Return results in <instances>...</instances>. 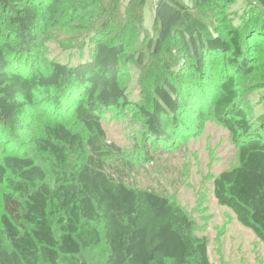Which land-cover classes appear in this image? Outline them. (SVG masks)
<instances>
[{
    "label": "trees",
    "instance_id": "trees-1",
    "mask_svg": "<svg viewBox=\"0 0 264 264\" xmlns=\"http://www.w3.org/2000/svg\"><path fill=\"white\" fill-rule=\"evenodd\" d=\"M235 2L157 0L141 37L147 0H0V264H212L195 221L136 163L207 119L238 149L213 194L264 243V116L246 101L264 85V0L238 25ZM53 41L85 60L50 58ZM109 112L142 121L129 157L108 143Z\"/></svg>",
    "mask_w": 264,
    "mask_h": 264
},
{
    "label": "rangeland",
    "instance_id": "rangeland-1",
    "mask_svg": "<svg viewBox=\"0 0 264 264\" xmlns=\"http://www.w3.org/2000/svg\"><path fill=\"white\" fill-rule=\"evenodd\" d=\"M190 12L193 0H179ZM249 0H236L230 7L233 24L238 25L240 16L249 7ZM157 0H147L144 8V35L154 36L155 7ZM84 50H87L85 48ZM47 55L56 61L78 64L85 60L75 48L60 42H50ZM138 71L129 67L128 92L131 98L140 100L136 83ZM248 109L254 121L264 116V85L250 91L246 97ZM115 118V119H114ZM141 120L132 112L116 115L109 112L104 118L108 143L121 148L129 157L141 130ZM178 142V140H177ZM181 146L172 148L169 154H154V160H138L139 181L144 185H159L195 221L200 236L208 241V253L212 264H264V243L254 233L243 227L234 214L221 207L213 194V179L221 172L237 165L238 149L228 130L214 119H207L193 135H184ZM180 145V144H179Z\"/></svg>",
    "mask_w": 264,
    "mask_h": 264
}]
</instances>
